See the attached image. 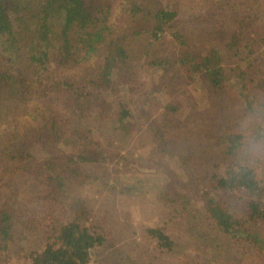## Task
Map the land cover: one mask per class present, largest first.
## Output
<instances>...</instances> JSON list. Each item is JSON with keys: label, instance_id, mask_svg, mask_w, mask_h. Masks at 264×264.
<instances>
[{"label": "rangeland", "instance_id": "obj_1", "mask_svg": "<svg viewBox=\"0 0 264 264\" xmlns=\"http://www.w3.org/2000/svg\"><path fill=\"white\" fill-rule=\"evenodd\" d=\"M109 1L116 30L126 29L122 0ZM162 1L175 4L177 17L151 47L146 34L129 33L131 69L112 71L106 88L95 83L99 54L76 67L54 62L42 75L0 60V211L14 229L0 238V264H30V252L71 218L72 196L88 208L82 223L103 239L86 264H264V220L246 225L259 239H238L206 207L213 196L243 218L250 196L217 184L227 166L247 165L264 187V159L241 161L239 145L228 149L231 136L243 140L245 121L253 134L264 130V0ZM155 55L194 59L163 68L149 64ZM208 55L220 66L218 87L192 67ZM12 74L25 80L19 92ZM81 89L97 99L87 104ZM121 104L130 114L123 120ZM89 147L105 153L101 161L78 157ZM46 162L64 188L43 181ZM150 228L171 247L158 245Z\"/></svg>", "mask_w": 264, "mask_h": 264}, {"label": "trees", "instance_id": "obj_2", "mask_svg": "<svg viewBox=\"0 0 264 264\" xmlns=\"http://www.w3.org/2000/svg\"><path fill=\"white\" fill-rule=\"evenodd\" d=\"M120 5V8H124L125 16L131 20L128 19L127 22L125 19L126 24L123 27L126 29L119 31L113 25L114 17L112 19L109 0H0V60L11 67L14 64L19 66L22 61L26 62L32 67V72L42 75L49 72L54 62L76 67L88 63L99 54L101 60L95 83H100V87L106 88L110 84L112 71L122 75L131 69L127 42L130 34H146L148 47H151L178 14L175 4L171 6L169 2L164 3L162 0H122ZM192 58L194 59V56H180L169 62L170 60L155 55L148 61L150 65L166 68L168 64L169 67L174 66L176 61L185 64ZM201 60L193 63L192 67L194 69L201 67L211 85L220 86L218 60L209 55ZM31 81L36 82V78L33 77ZM24 82V78L17 75L13 78L11 87L15 92H19L18 85ZM56 86L73 87L68 81L65 84L59 81ZM43 91L44 89L41 93ZM77 93L80 98L86 99L87 104L97 99L93 93L84 89ZM77 102L76 111H80ZM118 115L121 120L130 115L124 104H121ZM80 136L88 139L84 130ZM239 137L241 136L235 135L229 138V151L239 145L237 143ZM82 150L87 152V155L78 154V157L84 162H99L105 155L103 151H96V148L92 147ZM52 163H45L47 171L45 178L42 179L51 191L60 190L66 185L58 174L50 173ZM261 183L255 172L247 165L236 168L227 166L224 175L217 180L218 187L245 191L250 200L246 203L243 218L238 220L220 207L213 196H208L207 210L223 232L238 239L245 238L251 241L259 239V234L248 231L246 225L264 220V204L260 201L264 187ZM71 200L69 203L71 218L59 224L52 241L46 242L38 251L30 252V264H86L94 246L102 242V236L90 231L81 221L83 216H89L87 206L77 196H72ZM10 217L9 212L0 211L2 239L10 238L13 233ZM148 231L157 239L158 245L168 249L171 247L170 237L161 229L150 228ZM263 246L257 244L260 249ZM3 248H7L6 243Z\"/></svg>", "mask_w": 264, "mask_h": 264}, {"label": "clouds", "instance_id": "obj_3", "mask_svg": "<svg viewBox=\"0 0 264 264\" xmlns=\"http://www.w3.org/2000/svg\"><path fill=\"white\" fill-rule=\"evenodd\" d=\"M243 140L239 144L237 156L241 161L264 159V130L253 134L249 122L243 125Z\"/></svg>", "mask_w": 264, "mask_h": 264}]
</instances>
